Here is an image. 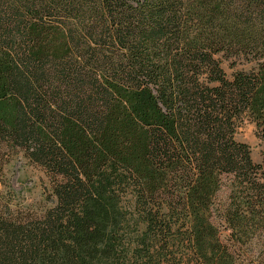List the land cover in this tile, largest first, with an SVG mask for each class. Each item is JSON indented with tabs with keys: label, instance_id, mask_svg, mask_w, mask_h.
Listing matches in <instances>:
<instances>
[{
	"label": "trees",
	"instance_id": "1",
	"mask_svg": "<svg viewBox=\"0 0 264 264\" xmlns=\"http://www.w3.org/2000/svg\"><path fill=\"white\" fill-rule=\"evenodd\" d=\"M247 119L264 139V0H0V264H264Z\"/></svg>",
	"mask_w": 264,
	"mask_h": 264
},
{
	"label": "rangeland",
	"instance_id": "2",
	"mask_svg": "<svg viewBox=\"0 0 264 264\" xmlns=\"http://www.w3.org/2000/svg\"><path fill=\"white\" fill-rule=\"evenodd\" d=\"M223 68L229 78L236 71H250L251 65L240 63L237 67L231 66V61L221 57ZM238 142L247 144L252 153L253 160L256 163H262L264 160V139L257 132L256 125L247 119L238 129L236 136ZM6 183L15 195L13 204L22 205L23 208L39 211L46 205V195L50 188V181L42 167L29 162L23 154L19 153L12 157L6 164ZM224 199L227 192L222 194ZM225 239V238H224Z\"/></svg>",
	"mask_w": 264,
	"mask_h": 264
}]
</instances>
